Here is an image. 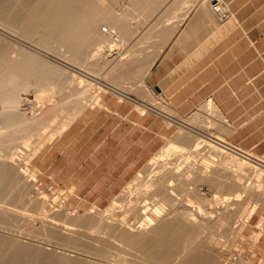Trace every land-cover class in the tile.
<instances>
[{
	"label": "crops",
	"instance_id": "crops-1",
	"mask_svg": "<svg viewBox=\"0 0 264 264\" xmlns=\"http://www.w3.org/2000/svg\"><path fill=\"white\" fill-rule=\"evenodd\" d=\"M79 1L72 7L97 8L119 35L112 52L129 80L108 86L37 150L32 165L43 182L65 187L71 199L105 204L163 145L169 120L207 101L226 120L219 128L226 143L264 166V0H224L229 14L222 19L212 0H114L103 7L98 0L87 8ZM87 36L95 48L88 55L105 58L107 49Z\"/></svg>",
	"mask_w": 264,
	"mask_h": 264
},
{
	"label": "rangeland",
	"instance_id": "rangeland-1",
	"mask_svg": "<svg viewBox=\"0 0 264 264\" xmlns=\"http://www.w3.org/2000/svg\"><path fill=\"white\" fill-rule=\"evenodd\" d=\"M113 1L114 0H102L101 3L111 4L113 3ZM78 4L79 5L83 4V7L85 6L87 8V6L90 4L92 6L93 5L97 6L98 0H84V1H79ZM104 4H100V6L103 7ZM14 8L16 7H14V3L12 0H0V16H2L6 22L8 20L17 17L18 19V22H16L17 24L21 19L24 18L26 7L23 8L19 7L18 14L15 12L16 9ZM0 30L2 29L0 28ZM33 31L30 30L29 32H27V35H30V37L36 35L35 33H33ZM80 34L84 35L82 36V38H79L77 40L78 42L81 41V45L71 50H76L80 52L75 56H77L78 59H80L81 61H84L85 66H87V64L90 65L91 64L90 61H91L92 62L91 66L98 67L99 80L98 79L96 80L101 81L100 78H105L104 80H107L109 86L120 85L123 79H125V81L129 80L128 78L122 77L123 72L116 69L120 66L122 60H120L118 56L113 54L112 48L114 46H117L118 44L115 43L112 44V41L110 42L107 39V41H109L111 45L107 44L109 45L108 47L107 45L106 46L102 45L101 47L102 52L103 49H107L108 53L105 55V58H103V56H100L98 57L97 61L90 60L89 62L85 63V61H87L88 59L93 58V55H88L87 52L90 50H94L95 48H92L90 44L92 39L89 36H87L84 31L81 32ZM27 39L31 41V38H27ZM57 41H59V38L55 33H53L50 37L47 38V45L50 44L49 48L51 51L52 50L63 51L64 49H70L69 47L61 48L57 46L56 44ZM4 46L5 44L3 42H0V50ZM78 64L79 66H81L80 63H77V65ZM26 67L27 69L22 68L23 71H21V73L23 76L26 77L30 89L32 90L35 89L36 84L39 82H47L40 80V78H38L37 75V74L41 75L40 72H42V75L46 73L49 74L47 65L43 66V68L39 69V71L38 68L40 67V63L38 64L37 62L27 64ZM46 68H47V72H46ZM79 76L81 75L78 71L66 72L64 70H61L56 73H51V78L54 81V83L52 84L54 87H52V89L50 90L53 95L52 101L56 102L59 106L64 108V110L68 109L73 103L72 101H74L76 98L66 97V92H63L62 87L66 88L71 86L72 89L74 88V86L82 87V85H84L85 83H89L90 81H93L90 78L82 76L83 80L82 82H80ZM104 80H102L100 83L97 81H93V84L86 91L85 94L86 96L84 97L82 96L83 99L79 98V100H81L80 101L81 105L79 103V108L76 110V112L70 114L71 116L70 119H73L82 110L83 107L98 101L100 99L101 94L109 89V87L103 85L104 83L102 82H105ZM124 89L131 92H137V93L140 92V88L139 87L136 88L135 86L133 87L124 86ZM11 99L13 100L14 98H10L5 102L4 104L5 106L1 111L2 114H0V116L2 115L0 117L1 122L8 123L9 121V124L0 126L1 129L4 127L7 128V130L0 135L1 138L0 152L1 151L11 152L13 150H18L17 148L19 147L22 148L23 146L24 149L26 148L28 149L25 150L26 156L25 155L22 156L20 154L18 155V153H14V162L12 163L9 162V166H11L9 175L5 177L2 182L3 190L0 192V199L1 202L3 203L2 207H0V264H6L7 262H11L9 264H35L36 262L38 264H42V262L44 263L46 260L47 262H45V264H52L51 262H53L54 264L56 263L69 264V261L70 264H96L95 262L98 259L91 257L90 255H92V253L90 252L96 251L98 249H104L105 246H107L108 244H109L108 250L120 252V254L127 256L128 260H133L141 264H154V263L157 264V262L152 261V259L145 258L144 256H142V254L139 251L137 252L134 248L125 245L122 241L114 238L113 236L111 237V235H109L107 231L109 229V226L110 227L120 226V222H121L120 220L125 216L127 220L135 228L137 227L136 219L139 218L140 214L138 213V215H135L136 213H132V212H136V211L134 210L132 211L128 209L129 204L133 202L131 197L134 198V201L136 199L135 202H137V198H139L141 194L142 196L144 194L143 193L144 190L142 191L140 189L145 188L147 182H149L151 179L150 177L156 176L158 174L159 170L161 169L160 168L161 165H164L166 163V159L167 160L172 159L173 161H175L174 158L177 157L175 155H169L167 157L164 156H166V153L169 152L168 150H169L170 142L173 141V139L176 136H179L186 131L192 137L198 138L199 140L202 139V141L205 143L204 145L203 144L199 145V146L203 145L201 152H199L200 151L199 150L198 151L199 153L198 152L195 153L194 154L195 157L192 156V158L196 162L201 163L202 160L207 159V157L208 158L212 157V159L209 160V164H211L210 166L211 169L214 168L215 171L212 174L213 179L210 176L208 177L204 175L201 176L200 175L201 173H197L198 176L199 175L200 176L196 177L197 188H199L201 191L203 190L202 192H205L204 193L205 196L209 200H211V202L204 207L205 208L203 210L204 213H202L201 215L202 217L200 216V219L202 220L199 219L200 222L198 221L196 223L197 227L195 232V237H196L195 243L198 244L202 243L200 250L197 249L198 251L202 250L201 252L203 254L202 253L201 254L204 255V256L201 255V259H204L207 256H211L216 259L222 258L223 261L219 259V264L220 263L223 264L222 262H224L225 258H226L225 262L229 260L227 264H233V263L236 264L238 263L239 260L246 261L247 264H256L258 262L264 263V236H263L264 215H260L258 213L259 208L264 205V185L261 181V178L264 174V166H262L259 163L260 159L258 158V156H256L254 153L248 150L246 151L251 154L250 158L244 157L235 151L227 150V149L221 154V156L214 155L216 149L213 148L215 146L213 144H212L213 146L208 145L210 144L209 142L210 140L206 138L205 135L209 134L207 136H210L212 137V139H214L215 137L213 136L218 135L219 133L218 136L222 138L225 137L219 131V126L221 127V125L224 124L222 120L223 116L221 115L222 116L220 119L221 121L216 118V111H218L219 114L221 113L214 102L212 101L204 102L192 112L183 116H179V118L170 119L169 124L171 126V134L165 140L163 145L157 150V152H155V154L152 156L155 162L153 163L151 161L152 160L151 157L136 170L133 176H131V178L122 186V188L118 191V193L114 196V198H112L105 204L97 205L94 203H88L81 200L71 199L70 197L71 192L65 187L55 184L53 182L45 183L39 178V176L37 175V170L32 165V157L34 156V154L37 152L38 149H40L54 136H56L58 132H55L51 137H49V135L46 134L44 144L42 146L37 145L33 150H31L33 145L36 143L37 140L40 139L38 133H34L33 136L29 135L30 137L27 141L28 143L26 144L24 142H20L19 139L18 141L17 136L19 135L20 132H25V131L26 132L29 131L31 133L36 132L37 131L36 126L40 125V121L44 119L40 116L37 117V119L38 120L42 119V120L38 121L37 119H34L36 120L34 121L31 119L30 121L32 123L29 122L30 125L29 123L26 124L25 113L22 112V107L19 105L21 109H18L19 103H17V100L12 101ZM208 102L210 106L208 108L209 110L206 109V104ZM11 105H14V107L16 105V108L14 109V107L13 106L11 107ZM12 109H14V112H11ZM16 111H18L19 113L16 114L17 113ZM11 115L14 118L16 117L17 119L20 118V121L23 123L22 124L18 119V121L21 123V126H19L20 128L16 127L17 124L16 121L13 122L15 119L12 118L13 121L9 119L11 118L10 117ZM22 115L24 116V118L22 117ZM5 117L7 121L5 120ZM213 121L219 124L216 123L217 124L216 125L215 123H213ZM24 123L26 125H24ZM53 123L55 124L53 126V130L56 131L57 129L55 127H57L58 122L53 121ZM207 124L211 126H208ZM49 127L50 126H48L47 128L43 127L41 128L40 131H44L45 129H50ZM1 147L3 148L4 151L2 150ZM161 150H163V153L157 155V153ZM224 156H226V158ZM227 157L230 158L227 159ZM27 159L28 162L27 163L24 162L27 161ZM21 168L26 169L28 174L24 175L20 171ZM32 175L33 178L30 179ZM186 175L188 177H191L189 173H186L185 176ZM214 179L224 180L225 182L223 183L224 186L217 187L215 185ZM146 180L148 181L146 182ZM142 181L144 183H142ZM233 182L234 183L237 182L238 186L241 187L240 189L243 190L241 194H239V197L237 199L232 198L230 201H225V199H223L221 194L228 192L232 193L233 191H235L233 189V185H234ZM142 184H145L144 187ZM51 185L52 188L50 190L49 188L51 187ZM137 186H139L140 189H138L139 187L137 188ZM137 189L139 190V192ZM63 196L67 198V201L63 206L53 205L52 207L49 205L50 202L49 200L53 199L55 202H57V200H59V198ZM142 196H140V198ZM128 198L130 200V203ZM42 199L46 200V201L44 200L45 202H43L45 206L40 207L38 203ZM188 200L192 201L193 198L190 195H188L187 201ZM216 200H218V202ZM222 203L224 206L222 205ZM225 203L226 204L229 203V204L226 205ZM225 205L228 207H226ZM92 208L94 209L93 211L90 210ZM224 208L225 209L227 208L226 211L227 212L229 211V213L225 218V220L224 219L221 220L217 218L218 217L217 210H221V209L223 210ZM241 208H242V212L238 213V211L241 210ZM207 209L208 210L210 209V212L207 211ZM65 211L69 212L68 219L77 215L91 214L94 217H98V218H100L103 215V217L105 218L102 223L101 230H97L98 229L97 226L96 228H94V227H89L88 225L85 226L73 225L72 228L65 227L63 220H59V218L62 219L65 218ZM173 214H176V212ZM55 216H58L59 218L55 219L54 218ZM201 221L203 223H201ZM210 234L213 235L214 237L213 239H210L211 236ZM11 243H14L15 250H14V245ZM17 243H21L26 246L23 249L25 251H21L19 255L16 249ZM78 247L80 249H78ZM220 250H222L223 253ZM14 251L16 254L14 253ZM219 252H221L222 254H219ZM195 253H196L195 258L200 259V252L198 253L196 251ZM6 257L11 258V261L8 260L9 258H7L8 261L7 260L5 261ZM32 259L34 260L35 263L33 262ZM60 260L62 261V263ZM173 262L170 264H175V262L174 263Z\"/></svg>",
	"mask_w": 264,
	"mask_h": 264
},
{
	"label": "bare ground",
	"instance_id": "bare-ground-1",
	"mask_svg": "<svg viewBox=\"0 0 264 264\" xmlns=\"http://www.w3.org/2000/svg\"><path fill=\"white\" fill-rule=\"evenodd\" d=\"M12 1L14 3V7H16L14 9H16L15 12L17 14L19 13V7L21 8L26 7V12H25L24 18L21 19L19 23L17 24H16V22H18L17 17L14 19L8 20L6 22L3 19V17L0 16V28L4 30V31L0 30V42H3L5 44V46L2 47V49L0 50V112L4 108L5 102L9 100L10 98H14L13 100H17V103H19L18 109H21L20 108L21 106L22 112L25 113V119H26L25 123L26 124L29 122L32 123L30 121L31 119L34 120L40 116L44 119V120L37 119L38 121L40 120L42 121H40V125L36 126L37 127L36 132H32V133L29 131L20 132L19 135L17 136V140L19 139L20 142H24L26 144L28 143L27 141L30 137L29 135L33 136L34 133H38L40 139L36 141L33 147L31 146L32 147L31 150H33L35 149L37 145L42 146L44 144L46 134H48L49 137H51L53 136L55 132H58V133L62 132V130L66 128V126L72 120L70 119L71 118L70 114H72L73 112H76V110L79 108V103L81 101L79 100V98L83 99V97L86 96L85 95L86 91L93 84V81H97L100 83L102 80L105 79V78H100L101 81H98L99 80L98 79L99 78L98 67L91 66L92 62L90 60L97 61L99 55L96 53L93 55V58L85 61V63L89 61L91 63L90 65L87 64V66H85L84 61H81L80 59H78V57L75 56L76 55L74 53L75 51L71 50L72 46L81 44V41L78 42L77 40H73L72 36H78L80 38L81 36H84L80 34L81 32L84 31L86 35L95 37L96 44H98L99 42L100 45H104V46H106L107 44H110L111 41H114V42L119 41V37L117 40L111 37L110 33L114 32V30L112 26L105 21L104 18H100V19L98 18L97 8H94L93 10L90 9V12L88 11L86 12L83 10L81 6L72 7V4H73L72 0H12ZM74 1L76 2V0ZM101 1L102 0H100V2ZM101 4H104V3H101ZM104 26L107 27L108 31H105V29L103 28ZM30 30L33 31V33H35L36 35H34L33 37H30V35H27V32H29ZM53 33L57 34V37L59 38V41H57L56 43L57 46L61 48L69 47L70 49H64L63 51L61 50L51 51L49 48L50 44L47 45V38L50 37ZM27 38H31V41L28 40ZM107 39L110 42L107 41ZM108 46L109 45H107V47ZM35 62H37L38 64L40 63V67L38 68V71L39 69L43 68V66L47 65L49 74L46 73L42 75V72H40L41 75L37 74L40 80L47 81V82L37 83L36 88L32 90L29 88L27 79L25 76L22 75L21 71H23V69H27V67L29 66L28 65L26 67L27 64H31ZM77 63H80L81 66H79V64L77 65ZM82 66H85V67H82ZM61 70H64L66 72L67 71H71V72L78 71L81 75L79 76L80 82H82L83 80L82 76L83 77L85 76L93 80V81H90L89 83H85L84 85H82V87L74 86V88L72 89H71V86H69L70 88L62 87L63 92H66V97H72V98L75 97L77 99V100L75 99L74 101H72L73 103L66 110H64V108L59 106L56 102L52 101L53 95L50 91L52 87H54L52 85L54 81L51 78V73H56ZM91 71H94V72H91ZM46 72H47V68H46ZM104 81L105 82H102L104 83L103 85L108 87L109 85L107 84L108 83L107 80H104ZM12 106L14 107V105H11V107ZM209 107H210L209 103H207L206 109H208ZM15 108H16V105L14 109ZM14 109H12L13 111L11 110V112H14ZM16 112H17L16 114H18L20 110L19 112L18 111ZM0 114H2V112ZM10 117L11 118L9 119H11V121L15 119L13 122L15 121L17 122L16 127L21 126L22 122L20 121V118L18 119L21 123L18 121L16 117L14 118L12 117V115ZM22 117L24 118L23 115ZM221 117H222L221 114H219L218 111H216V118L220 120ZM5 120H6V117H5ZM53 121L58 122L57 127H55L57 129L56 131L53 130V126L55 125ZM224 122H226V120ZM25 123L24 125H26ZM213 123L215 122L213 121ZM7 124H9V121L8 123L7 122L4 123L0 121V126L7 125ZM48 126H50L49 127L50 129H45L44 131H40L41 128L43 127L47 128ZM208 126H211V125H208ZM6 130L7 128L5 127L2 129L0 128V135L3 134ZM207 135L205 136L206 138L210 140L209 142L211 144V145L210 144L208 145L215 146L213 148V149H216V152L214 153V155L221 156V154L224 151H226V149L231 150V148L226 144V140L224 139L225 137L222 138L218 136L219 133L218 135L213 136L216 139L215 138L212 139V137L207 136ZM200 144L204 145L205 143L202 141V139L199 140L198 138L192 137L191 135L188 134L187 131L182 133L179 136H176L173 139V141L170 142V146L168 150L169 152L166 153V156H164V157H167L169 155H175L177 156L174 158L175 161H173L172 159L170 160L166 159V163L164 165H161L160 167L161 169L159 170L158 174L156 176L150 177L151 179L149 182H147L148 180H146L147 184L144 189L142 188L140 189V187L137 186V188L139 187L138 189L142 191L144 190L143 196L142 194L140 195L142 196L141 198L138 195L139 198H137V202H135L136 199L134 201V198L131 197L133 202L135 203H133L132 201H131L132 203H130V200L128 198L129 203H130V204L128 203L129 204L128 209L132 211L133 210L136 211V212H132V213H136L135 215H138V213L140 214L139 218L136 219L137 227L135 228L127 220L126 216L125 217L123 216L124 218H121L120 220L121 222L119 221L120 226L118 227L109 226L107 233L111 235V237L113 236L114 238L122 241L125 245H128L134 248L137 252L139 251L142 254V256H144L145 258H149V259H152V261L157 262V264L158 263L159 264H170L173 261L175 262V264H192V263L196 264L197 262L199 264H219V259L222 260V258H219V257H218L219 259H216L211 256H207L206 258L201 259V255L203 253L201 252L202 250L201 251H198V250H200L202 243L201 244L195 243V240H196L195 232H196V227H197L196 223L199 221L202 213H204L203 211L205 209L204 207L211 202V200H209L205 196L204 194L205 192H202L203 190L201 191L196 186V183H197L196 177L198 176L197 173H201L200 174L201 176L204 175L207 177L208 176L212 177L213 172H215L214 168L212 167L213 169H211L210 167L211 164H209V160L212 159V157L211 158L207 157V159L202 160L201 163L196 162L192 158V156H194V154L197 153L199 150H200L199 152H201L203 145L199 146ZM17 149L18 150H13L11 152L10 151L0 152V192L3 190L2 188L3 179L9 175V172L11 170L10 168L11 166H9V162L10 163L14 162V153H18V155L20 154L24 156L26 152L25 150H27L28 148L24 149V146H23L22 148L19 147ZM160 153H163V150L159 151L157 155H159ZM226 156L224 157L226 158ZM228 158L230 157H227V159ZM151 161L153 163L155 162L153 157ZM24 162L27 163L28 159L27 161H24ZM20 171L24 175L28 174V172L24 168H21ZM186 173H189L191 177H188L187 175L185 176ZM32 178H33V175L31 176L30 179ZM214 181L217 187L224 186L223 184L225 183L224 180L214 179ZM142 183L144 182L142 181ZM142 185L144 187L145 184H142ZM240 188L241 187H239L236 182L233 185V189L235 191H233L232 193L228 192V193L221 194V196L223 197V199H225V201H230L232 198L237 199L239 197V194H241L243 190ZM133 191H134V188H133ZM188 195H190L193 198L192 201H189V200L187 201ZM44 200L42 199L38 203L40 207L45 206L43 202H45L46 200L45 201ZM218 200L216 201L218 202ZM49 201H50L49 205L53 207V205H51L52 199ZM2 205L3 203L1 202V199H0V207H2ZM224 209L217 210L218 212L217 218L221 220L222 219L225 220L229 211L228 212L226 211L227 208L225 210ZM90 210L93 211L94 209L92 208ZM173 211H175L176 214H173L175 213ZM207 211L210 212V209L209 210L207 209ZM241 212H242V208L241 210L238 211V213H241ZM68 217H69V212L65 211L64 219L59 218L58 216H55L54 218L55 219L59 218V220H63L64 226L68 228H72L73 225H84V226L88 225L89 227H94V228H96L97 226L98 228L97 230H101V226L105 218L103 217V215L100 218H98V217H94L91 214L77 215V216L71 217L70 219H68ZM201 223L203 222L201 221ZM210 235H211L210 239H213L214 238L213 235L212 234ZM11 244L14 245V243H11ZM16 246H17L16 249H17L18 255L21 251H25L23 250L24 247H26L25 245L21 243H17ZM108 246L109 244L105 246L104 249H98L96 251L90 252L92 253V255H90L91 257H94L99 260L95 262L96 264H141L133 260H128L127 256L120 254V252L108 250ZM78 249L80 248L78 247ZM14 250H15V245H14ZM196 251L198 253L200 252V259L195 258ZM220 251L223 253L222 250ZM221 252H219V254H222ZM7 258L9 257H6L5 261L7 260ZM8 260L11 261V258H9ZM66 260H69V259H66ZM225 260L226 258L224 259V262H222L223 264H227L229 261L228 260L225 262ZM45 262H47V260ZM45 262L44 263L42 262V264H45ZM9 263L11 262H7L6 264H9ZM51 263L54 264L53 262ZM69 264H70V261H69ZM236 264H247V262L243 260H239L238 263Z\"/></svg>",
	"mask_w": 264,
	"mask_h": 264
},
{
	"label": "built area",
	"instance_id": "built-area-1",
	"mask_svg": "<svg viewBox=\"0 0 264 264\" xmlns=\"http://www.w3.org/2000/svg\"><path fill=\"white\" fill-rule=\"evenodd\" d=\"M211 6H212L213 10L217 13V15L219 16V18H221V19L224 18V17H226L229 14L227 5H226V3H225L224 0H212L211 1ZM103 28L105 29V31H108V29H107L106 26H104ZM110 35L115 40L118 39V36H117V34H115V32L110 33ZM226 144L231 147V150L232 151H235V152L238 151V153L240 155L245 156L247 158H250V155L251 154L249 152H247L246 150L240 149V147L238 148V146H236L234 144H231V143H228V142ZM51 188H52V185H51V187L49 189L51 190ZM66 201H67V198L65 196H63V197L59 198V200H57V202H55L52 199L51 205L63 206L66 203ZM256 264H264V263L258 262Z\"/></svg>",
	"mask_w": 264,
	"mask_h": 264
}]
</instances>
